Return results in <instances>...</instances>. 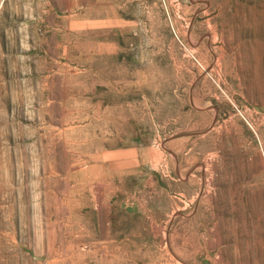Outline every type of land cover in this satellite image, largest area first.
Listing matches in <instances>:
<instances>
[{"label": "rangeland", "instance_id": "374dc122", "mask_svg": "<svg viewBox=\"0 0 264 264\" xmlns=\"http://www.w3.org/2000/svg\"><path fill=\"white\" fill-rule=\"evenodd\" d=\"M35 1L0 0V264H264V0H59L50 57Z\"/></svg>", "mask_w": 264, "mask_h": 264}, {"label": "crops", "instance_id": "0c3cea01", "mask_svg": "<svg viewBox=\"0 0 264 264\" xmlns=\"http://www.w3.org/2000/svg\"><path fill=\"white\" fill-rule=\"evenodd\" d=\"M66 1L68 2V6H70L71 2L78 4L77 0ZM35 2L37 28L41 31L37 37V44L40 46V50L50 57L51 52L60 53L64 51L66 47L65 36H67L66 33L72 28V24L68 19H62V7L59 0H36Z\"/></svg>", "mask_w": 264, "mask_h": 264}]
</instances>
